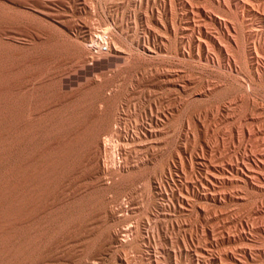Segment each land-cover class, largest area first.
<instances>
[{
	"label": "rangeland",
	"instance_id": "obj_1",
	"mask_svg": "<svg viewBox=\"0 0 264 264\" xmlns=\"http://www.w3.org/2000/svg\"><path fill=\"white\" fill-rule=\"evenodd\" d=\"M17 1L10 64L1 63L13 70L10 78L54 74L35 92L48 125L85 123L117 145L128 137V169L117 184L106 176L108 188L93 186L89 168L79 172L81 150L47 188L45 199L57 188L74 197L47 211L36 231L47 245L58 233L75 245L65 260L63 253L47 264H264V170L253 164L264 157V0ZM84 24L109 32L112 54L90 53ZM193 28L205 50L189 43ZM211 38L223 53L211 49ZM44 59L51 62L37 63ZM245 160L258 180L231 170ZM14 220L0 232L11 236L0 242V264L28 260L29 227ZM136 227L142 243L123 238L106 247L107 233Z\"/></svg>",
	"mask_w": 264,
	"mask_h": 264
},
{
	"label": "bare ground",
	"instance_id": "obj_2",
	"mask_svg": "<svg viewBox=\"0 0 264 264\" xmlns=\"http://www.w3.org/2000/svg\"><path fill=\"white\" fill-rule=\"evenodd\" d=\"M15 3L18 4V1L17 0H0V9L3 11L1 14V18H0V43H1V46L3 47L7 46L6 48L2 49V51H0V69L2 70V72L0 73V232L5 231L6 229L8 230L10 227H13L12 226L14 225L13 220L15 218H17V221H21L20 224L24 223V226L26 224L30 230L29 232L30 236L27 241L28 260L26 261L27 262L26 264H47V262L50 261L54 256H57L59 254H61L60 256H62L63 253H64L63 256L65 260V255H67L66 252H69L75 246L74 245L70 249V246L73 245L72 243L70 244V242L72 241L71 240L72 238L69 235H68L69 237L67 235L65 236L63 233L57 234V241L55 243H51L47 245L44 241V238L42 237L44 235L40 234L41 231L40 233L36 231L42 228V227L38 228L39 227L38 225L40 223V220L43 219L42 217L45 215L47 211L54 209V208L55 209L58 208V206L62 205L64 202L74 197L73 193L65 194L62 191H59L57 188L58 191L54 190V193H52L49 198L45 199V196L47 194L46 193L47 188L50 187L58 179L59 175L62 174L61 172L63 170V166L66 163H68L69 160L72 161L75 155L78 152H81V150H85L87 154L85 158L83 159L82 164L79 167V172L83 170L84 168H89V174L87 175H89L91 177L90 179L93 180V182L90 181L93 186H96V187L101 186V187L108 188L110 185L106 183V181L104 180V178L106 179V176L109 177V179L112 180L114 183H116L118 180V177H120V174L126 171V169H128L127 164H126L127 163L126 162L127 153L123 145L124 141H128V137H119V145H117L115 142L114 144L111 143V140L110 141L102 140L98 133H96L98 135L96 134L94 135L93 133H90V128H89L90 126L88 127L87 125H85V123H83L84 125L82 127L76 126L77 127L76 128L70 122V120L65 119L66 121H62L64 122V125H60L61 123L48 125V121L46 120L47 119V116H46L47 106H45L44 102L41 101L43 97L40 98V96L36 95L35 92L38 90L36 88L37 86L39 87L40 85L42 86L45 85L47 81L51 80L50 78L52 79L54 78L53 76L54 74L53 75L51 74L50 78L48 76L42 78L40 77L41 75L40 76L36 75V73L33 75L22 73L20 75L17 74L13 77L11 75V78H10L9 71H11L12 69L9 70L8 67H5V66L3 67L1 63L3 62L7 64V62H9L10 64L9 58L11 59V56H10V52H8L7 50L8 48L12 47V45L10 44V41L12 39V26H10V23H11L10 21L12 20V23H13V19L15 18L14 15L10 11H11V6L14 5ZM3 16L4 18H6V21H4ZM77 27L78 26L74 25L71 28L75 29ZM68 29H69V26H68ZM80 29L83 30L84 38H86L87 40H90L91 46H88V47L90 49L91 54H93L96 57L106 58L107 56H109V54L112 52L113 42H112V39L110 38L111 35L109 36V32L107 30L101 32V31H98L97 29H93L92 27H89L87 24H84L83 26H81ZM194 34H196L195 28L191 29V35H189V38H188L189 43L192 44L193 42V44L196 45L195 46L196 49L199 51H202V49L205 50V46L203 45V42H201V39L199 40L198 38H195ZM210 41L212 43V45L210 44L211 49H213L214 51H218L219 53H223L224 50L218 47L217 41H215L213 38H211ZM209 46H206V48L210 49ZM79 48L80 47H78L77 49L82 55L89 53V50H87L88 48L85 49V51L84 49H79ZM86 50L88 51L87 53H86ZM90 57L92 59L91 55ZM98 60L100 59L98 58ZM45 62L47 63L51 61H47V59L46 60L44 59L43 61H37L38 64H42V65H45ZM37 67H36V70L37 69L39 70V68ZM41 69H42V66H41ZM95 72L97 73V71ZM42 75H45V74L42 73ZM92 75L94 74L92 73ZM29 86H32L30 88L32 90V94L27 95V92H29L28 90ZM37 93H39V91ZM37 116L39 118L33 119V117H37ZM90 117H92V115ZM41 125L46 126L45 128L47 129V131L44 134H40L37 132L38 128ZM110 149H112L113 151V153L111 154H109ZM114 153L118 154V156L120 155L122 157L123 162H121V160L120 162L116 161L115 160L116 156L114 155ZM112 154L115 157H113ZM120 156H119V159H120ZM246 161L247 160H245V162H242V163L238 162V164L235 167H233L231 170L234 173L245 175L251 178V180H258L259 178L256 177V175L252 174L253 166L250 164H247ZM253 164H254V167L259 168L260 170H264V157L261 160L258 159V161L253 162ZM71 179H72V176L68 179V181H70ZM85 181H87V179ZM85 181L83 182L85 183ZM83 182L82 184L80 183L79 185L83 186L84 184ZM254 183H256V181ZM86 184L85 186H87L88 188L89 184L88 185ZM89 187H92V186L90 185ZM207 187H208L207 189L210 190L209 186ZM87 188H82V190L87 189ZM87 194L89 195V193ZM92 197H90V199H92ZM87 200H88V197H87ZM124 208H129V205ZM88 209L89 208H87V210ZM91 210L92 209H90V211ZM91 213L93 212L91 211ZM115 213L116 212L113 209L104 210V214H106V217H110L111 219L112 217L115 218ZM24 214H26V216L24 217V219H22L21 217ZM92 216H90V219L92 218ZM14 221H16V219ZM85 222L84 224H81V226L82 225L85 226L86 225ZM88 224H89V221H88ZM81 229L84 230L85 228H81ZM88 229H90V227ZM80 232H78V234ZM83 232H85V234ZM83 232L81 233L86 235L87 231L84 230ZM67 233H70V232H67ZM74 236L76 238L77 235H74ZM141 236L142 235H141L139 227L126 228V229L123 228L122 230H119V231L114 230V231L107 233L104 238V242H105L106 247L110 246L111 249L114 248L115 244L123 245L125 243V241H123V238H125L124 240L131 239V243L137 245L141 241L140 239L141 238L143 239L144 237V236L143 237ZM10 237L11 236H9L8 234L2 237L0 239V242H3L4 240H8ZM79 237L81 236L79 235ZM79 237L78 239H80ZM16 241L18 242L17 239ZM142 241L140 243H142ZM140 245L142 244H139V246ZM64 246L65 247L67 246V248H64ZM52 253L54 254L52 255ZM73 253H74V250H73ZM68 257L70 259L71 256H68ZM68 257L66 258V260L68 259Z\"/></svg>",
	"mask_w": 264,
	"mask_h": 264
}]
</instances>
